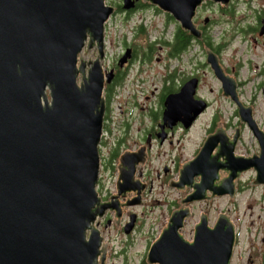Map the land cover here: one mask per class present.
Masks as SVG:
<instances>
[{
  "label": "water",
  "instance_id": "95a60500",
  "mask_svg": "<svg viewBox=\"0 0 264 264\" xmlns=\"http://www.w3.org/2000/svg\"><path fill=\"white\" fill-rule=\"evenodd\" d=\"M145 1L200 39L193 22L196 10L206 1L225 7L231 0ZM112 11L104 0H0V264H103L105 244L95 222L107 205L98 197L96 182L104 85L112 76L103 74L101 60ZM258 34L264 35V18ZM85 47L97 50L88 69L80 59ZM206 62L260 149L232 163L230 180L237 171L253 170L252 186L264 188V133L251 108L237 101L234 81L223 74L216 55L208 51ZM195 88L191 79L180 94L192 96ZM176 96L167 97L166 114L175 113ZM206 108L204 101L194 100L189 121ZM219 140L208 136L193 165L210 156ZM198 174L205 175L202 166ZM233 190V184L216 187L201 181L193 184L187 202L232 197ZM187 216L186 210L171 215L149 247L146 263L230 264L236 233L229 219L219 215L209 227L202 215L188 241L180 234ZM134 222L135 215L124 226L125 234Z\"/></svg>",
  "mask_w": 264,
  "mask_h": 264
},
{
  "label": "flooded vegetation",
  "instance_id": "af4514ba",
  "mask_svg": "<svg viewBox=\"0 0 264 264\" xmlns=\"http://www.w3.org/2000/svg\"><path fill=\"white\" fill-rule=\"evenodd\" d=\"M104 1L113 9L108 23L114 28L118 27L120 31L113 38V42H110L112 47L118 45L120 52L116 54L112 51L111 54L105 56L103 61L104 75L112 72L110 82L105 83V90L108 87L113 88L109 95V97H113L121 84L133 83L135 85H132L131 89L127 91V99L118 102V109L121 108L122 103L128 106L126 113L121 110L117 118L111 121L107 114L109 111L105 110L106 119L98 147L99 171L96 191L101 202L107 207L104 214L96 219L95 228L103 237V231L111 227L112 223L120 227L123 221L121 227L123 231V227L135 215L134 228L129 234L131 236L135 233L140 218L138 213L132 209L146 206L147 196L150 197L153 193L159 197L153 202L161 207L159 224L162 228L160 232L168 225L174 212L186 210L188 216L183 221V229L180 231L183 234L187 231L188 223L194 218L193 207L197 203L207 202V200L187 202L193 196V184H199L201 181L202 184H215L216 187L233 184L232 197L229 195L212 197L211 201L224 198L226 201L231 199L229 203H234L238 196L243 194L244 184H251L255 178L253 170L237 171L234 178L230 180L231 170L229 167L236 159L245 154L238 153L245 129L244 124L235 120V117L225 118L219 110H213L202 130L203 136L199 142L195 128L198 119L203 114L194 121H189L187 117L192 115L194 100H204L207 108H210L213 102L217 104L224 102L233 107L234 115H236V104L223 96L221 82L214 76L210 66L206 64V50L202 61H198L195 53L193 54L194 43H203L204 34L210 28L206 25L212 24V21L206 18L203 22L200 19L198 21V10L201 7L197 9L194 20L202 33L201 38L191 39L185 49L171 55L177 24L172 22L173 19L169 14L161 12L156 6L145 0ZM249 1L231 0L223 12L229 14L230 9L235 6L233 4ZM262 14V17H258L257 32L262 25L264 10ZM155 20L163 26L162 29L169 21L170 24H173L172 31L169 34L160 32L158 36L149 39L140 35L144 33L146 26L156 29ZM130 23L132 25L129 27ZM141 37L148 41L141 40ZM260 38L264 39V35ZM206 39L211 49H217L218 53L212 50L211 52L217 56L224 75L234 81L237 101L244 103V92L250 83L249 80L241 78L244 62L236 58L225 59L222 57L220 51H225L228 42H218L213 38L209 40V36H206ZM86 52L85 49L80 59L85 63V69H88L90 66L87 63L92 59ZM93 52L96 53L95 50L90 53ZM125 54L128 58L121 63L120 60ZM153 61L158 64V68H153ZM186 67L189 68L187 73L183 72ZM131 69L133 73L130 72ZM248 69L255 71L257 79L255 91L263 93L264 97V59L255 60L254 63L249 62ZM206 71L210 73L218 86L216 93L212 88L203 89V77ZM191 79L196 80L193 95L180 94L184 85ZM154 81H157L158 84H155ZM119 82L121 83L118 84ZM170 95H177L176 109L175 113L171 111L166 114V99ZM209 95L214 98L212 102L208 100ZM259 131L264 133L261 129ZM215 135L220 137L217 147L213 149L210 156L193 165V160L197 158L205 139ZM219 152L221 154H218ZM229 152L232 162H229L228 159ZM258 153L259 151L251 155ZM201 166L205 171L204 176L198 174V169ZM246 176L250 177L247 178V182ZM181 184L185 185L181 186ZM186 184L192 185L188 187ZM211 196L212 192L207 191L206 197ZM201 215H207L209 226H212L215 221H210L208 213L200 212L193 224L192 236ZM155 239L152 240L149 247ZM107 253L105 244V250L102 252L103 264H107ZM245 264H253V262L248 260V263Z\"/></svg>",
  "mask_w": 264,
  "mask_h": 264
},
{
  "label": "rangeland",
  "instance_id": "374dc122",
  "mask_svg": "<svg viewBox=\"0 0 264 264\" xmlns=\"http://www.w3.org/2000/svg\"><path fill=\"white\" fill-rule=\"evenodd\" d=\"M233 5H235L234 8L230 9L229 14H227L223 11L229 5L224 7L220 4L207 1L198 10L199 16L197 19L203 22L204 18H208L212 21V24L206 25L210 28L206 30L204 38L205 36H209V40L213 38L218 42H228L225 51H220L223 58H236L244 62L241 78L243 80H249L250 83L246 86L244 92L245 102L243 104L249 108L252 107L251 113L253 120L264 132L263 93L255 91L257 82L255 71L248 69L249 62L254 63L255 60L264 59V39L260 38L257 32L259 25L258 17L263 16L264 0H250L246 3L240 2ZM155 22L157 26L156 31L149 28V36L155 37L159 32H164L165 30L168 34L172 31L173 24L167 23L166 28L162 30L163 26L157 20ZM131 25L132 23H130L129 27ZM197 29H199L198 26ZM119 32L118 27L114 28L110 23L107 24L106 41L108 55L112 51L116 54L120 52L118 45L112 47L109 43L113 42V38ZM143 39L146 38L141 37V40ZM197 44L194 43L193 45V54L195 53L198 61L203 60L202 56H204L205 50L215 52L209 45L202 46V44ZM86 54L90 55L91 59L96 55L95 52H86ZM153 63V68H158V64L154 61ZM183 72H189V68H184ZM149 77H151V74H149ZM154 82L158 84L157 81ZM202 86L204 90L212 88L214 93L218 90L216 82L207 71L204 74ZM208 100L212 102L214 100L213 96L209 95ZM121 101H124V99H121L119 102ZM112 106L114 111L113 115L118 114L121 110L124 113L128 110V106L123 103L119 110L117 109L119 105L115 102L112 103ZM213 110H219L225 118L235 117L232 106L224 102L221 104L213 102L211 107L207 109L196 123L195 133L199 142L203 136L202 130ZM237 119L235 117V120ZM257 150L258 147L254 138L245 127L238 153L251 155L257 152ZM247 178L250 177L246 176V182ZM244 186L243 194L238 196L234 203H229L231 199H227L226 201L224 198L197 203L193 207L194 218L188 223L187 231L183 232L182 235L188 241L192 239V227L200 212L208 213L211 222L218 215H225L233 225L237 238L230 264H245L246 262L248 263V260H251L253 264H264V188L261 186H252V184H244ZM158 198V196L152 193L150 197L147 196L146 198V206L132 209L138 213L140 218L137 229L131 236L125 235L122 232L121 227L123 221L121 222L120 228L115 223H112L111 227L103 231L104 243L107 245L108 250L107 264H148L145 262V257L149 244L160 234V229L162 228L159 224L161 207L156 202H153L154 199Z\"/></svg>",
  "mask_w": 264,
  "mask_h": 264
},
{
  "label": "trees",
  "instance_id": "16d2710c",
  "mask_svg": "<svg viewBox=\"0 0 264 264\" xmlns=\"http://www.w3.org/2000/svg\"><path fill=\"white\" fill-rule=\"evenodd\" d=\"M175 41L172 44V51L170 52L171 55H175L176 53L182 51L183 49H185V47L189 44L190 40L192 39L185 31H183L179 26H176V31H175ZM206 38V36H205ZM204 38V41L202 43V46H206L208 45V43L206 42L207 40ZM194 40V39H193ZM215 52H217L216 49H214ZM121 82H119L118 84H120ZM113 89V88H112ZM112 89L110 87L107 88V90H105V97L106 100H108L110 92L112 91Z\"/></svg>",
  "mask_w": 264,
  "mask_h": 264
}]
</instances>
